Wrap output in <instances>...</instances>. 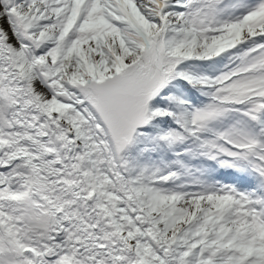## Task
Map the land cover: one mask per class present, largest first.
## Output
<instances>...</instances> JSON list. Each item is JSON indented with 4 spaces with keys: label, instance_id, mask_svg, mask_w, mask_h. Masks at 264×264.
<instances>
[{
    "label": "snow or ice",
    "instance_id": "obj_1",
    "mask_svg": "<svg viewBox=\"0 0 264 264\" xmlns=\"http://www.w3.org/2000/svg\"><path fill=\"white\" fill-rule=\"evenodd\" d=\"M0 264H264V0H0Z\"/></svg>",
    "mask_w": 264,
    "mask_h": 264
}]
</instances>
